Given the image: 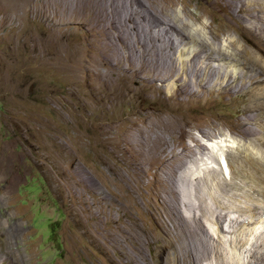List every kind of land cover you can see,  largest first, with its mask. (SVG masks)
Returning a JSON list of instances; mask_svg holds the SVG:
<instances>
[{
  "label": "rangeland",
  "instance_id": "obj_1",
  "mask_svg": "<svg viewBox=\"0 0 264 264\" xmlns=\"http://www.w3.org/2000/svg\"><path fill=\"white\" fill-rule=\"evenodd\" d=\"M86 1H89L86 11L84 8L81 11L77 9ZM139 1L0 0V264H216L209 256L220 251L218 244L221 238L231 261L264 263L260 253L258 262L256 258L254 260L253 252L260 250L253 235V230L258 227L250 224L251 220H256L255 223L263 220L259 231L264 232V171L262 169L253 174L251 165H264V145L257 142L258 138L253 141L256 145L249 141L251 138L241 135L243 126L239 124L241 119H259L255 115L261 110H252L251 106H256L258 98L261 99L258 93L261 87L254 84L242 89L238 87L239 80H236L244 67L255 72L259 64L264 63L259 56L256 62L246 55L248 48L241 43L235 31L236 25L228 23L229 11H238L237 2L224 0V5L229 8H223L211 5L210 0ZM254 1L242 2L251 6L257 1L255 4L259 13L256 14L264 18L263 0ZM120 14L123 18L133 14L138 19H144L145 25L140 28L138 36L143 47L137 45L134 36L127 34L129 25L117 19ZM158 17L164 21L162 24L157 22V19L161 21ZM168 21L179 24L180 32L187 31L194 37L179 46L174 56H168V49L152 39L156 34L164 36ZM48 30L52 34H48ZM54 31L56 33L53 34ZM69 34L73 36L70 38ZM117 34L125 36L126 46L114 38ZM105 36L108 38L104 40ZM170 37L177 42L176 34ZM207 44L212 49L220 46L227 54L217 55L218 60L212 62V67L204 72L202 70L201 77L215 81L207 85L206 93H196L194 98L197 100H191L194 107L190 108L189 117L181 118L184 121H181L180 130L174 121L169 123L168 127H175L172 132L165 128L168 124L164 126V119H173V116H164L165 106L174 105L173 110L181 112L172 100L186 79L188 83L192 82L195 92L201 91L193 82L196 73L200 74L198 68L201 65L194 68L197 71L190 70L193 74L185 72L180 61L181 53L188 50L191 56L203 47L211 53L212 49H208ZM79 45L85 46L89 52L83 57L77 56L81 60L76 56L72 59L69 52L73 46ZM90 51L93 53L90 54ZM103 51L113 63L119 64L118 58L125 61H122L125 67L121 65L120 71L141 72L142 78L157 81L156 85L161 90L147 92L146 103L119 105L116 109L121 117L95 119L94 112L104 115V110L122 101V97L105 84L94 87L108 93L114 91L106 92L110 99L105 98L107 104L82 79V69L87 65L89 54L96 59L91 69L105 71L103 73L108 71L98 61L101 54L105 55ZM72 62L75 63L73 68L80 66L77 73L70 71L69 67H58L60 64L62 67L69 66ZM67 76H71V79L68 77L69 83ZM229 77L238 82L234 84L235 88H240L234 99L223 94L226 84H231L232 80L226 79ZM72 79L75 83L83 80L81 84L84 85H80L82 90L78 95ZM70 94L73 98L77 96L73 99ZM92 96L95 97L91 99ZM248 109L251 111L243 114ZM202 130L219 134L203 139V144L208 141L211 146L212 139L211 143L227 139L224 156L225 159H232L236 167L237 172L225 169L211 176L212 187H216L221 180L233 183L231 186L218 185L226 190V195L216 196L218 201L243 208L227 215L225 225L228 226L232 220L238 221L231 224L233 227L229 232H223L216 216L207 212L213 207V200L197 194L205 184L203 186L202 182L200 184L192 179L201 176L192 170L194 164H189L188 160L196 157L199 151L193 134ZM255 131L263 143L264 124L255 126ZM245 153L250 154V158H246ZM219 166V163L216 164L213 170ZM237 173H249L255 180L244 183ZM251 198L258 201L261 207L258 204L252 206L248 201ZM191 223L193 228L196 225L195 230ZM170 240L173 245L164 252V241L168 243ZM233 242L236 246L231 244Z\"/></svg>",
  "mask_w": 264,
  "mask_h": 264
},
{
  "label": "bare ground",
  "instance_id": "obj_2",
  "mask_svg": "<svg viewBox=\"0 0 264 264\" xmlns=\"http://www.w3.org/2000/svg\"><path fill=\"white\" fill-rule=\"evenodd\" d=\"M78 1V0H77ZM84 1V0H83ZM139 1V0H138ZM199 1H201V0H199ZM242 1H244V0H236V2H237V12H232V11H229V15H230V20H228V23L229 24H231V25H233V24H235L236 26V30L235 31H237L236 33L239 35V37H240V40L242 41L241 43H243V45L244 46H246L247 48H248V50H247V52H246V55L247 56H249V57H251L253 60L255 59V61L257 62V60H256V57L257 56H259L260 57V60H261V62H263L264 63V18L263 17H259L260 16V14H259V16L257 15L258 13H259V11H257V10H259V9H257L258 8V6L256 7V2L255 3H251V6L249 5V4H245V3H243ZM81 2V1H80ZM87 2H89V1H86V2H82L81 4H79L78 5V7H77V9L79 8V10L81 11V8H84L85 9V11L87 10L85 7L86 6H88V3ZM135 2V1H134ZM137 2V1H136ZM139 2H141V0L139 1ZM224 2H226V1H224V0H210V4L212 5H217V6H221V7H223V8H229L227 5H224ZM230 2V1H229ZM27 3V2H26ZM68 3V2H67ZM151 3V2H150ZM228 3V2H227ZM260 3H262V2H260ZM263 3H264V0H263ZM91 4V3H90ZM229 4V3H228ZM258 4V3H257ZM74 5V4H73ZM77 5V4H76ZM259 5V4H258ZM229 6L231 7V5L229 4ZM249 6H250V8H249ZM100 7V6H99ZM111 7V6H110ZM137 7V6H136ZM58 8V7H57ZM104 8V7H103ZM107 8V7H106ZM119 8H121V7H119ZM92 9V8H91ZM95 9V8H94ZM116 9V8H115ZM125 9V8H124ZM212 9V8H211ZM214 9V8H213ZM63 10V9H62ZM263 10V9H262ZM261 10V11H262ZM84 11V10H83ZM102 11V10H101ZM117 11V10H116ZM133 11V10H132ZM225 11V10H224ZM223 11V12H224ZM104 12V11H103ZM107 12H108V10H107ZM121 12V11H120ZM258 12V13H257ZM95 13V12H94ZM123 13V12H122ZM121 13V14H122ZM166 13V12H165ZM225 13V12H224ZM257 13V14H256ZM262 13H264L263 11H262ZM38 14V13H37ZM106 14V13H105ZM121 14H120V16H121ZM125 14V13H124ZM123 14V15H124ZM67 15V14H66ZM92 15V14H91ZM153 15V14H152ZM165 15V14H164ZM262 15V14H261ZM72 17H73V15H71ZM81 16H83L82 14H81ZM103 16H104V13H103ZM105 16H107V15H105ZM110 16V15H109ZM119 15H118V20L119 21H124V23H126V25L128 24L129 25V30L127 31L126 30V32H127V34H129L130 35V37L132 36H134V39H135V41H136V43H137V45H141V47H143V42H140V40H139V32H140V28L141 27H143V25H145V24H143V22H144V19L143 20H141V19H138L136 16H134L133 14H131V15H129V16H125L124 18L121 16L120 17ZM139 16V15H138ZM93 17H94V15H93ZM161 17V16H160ZM165 17H167V19H168V16L166 15ZM226 17V16H225ZM66 18V17H65ZM71 18V17H70ZM97 18V17H96ZM99 18V17H98ZM159 18V17H158ZM228 18V17H227ZM72 19V18H71ZM85 19V18H84ZM90 19V18H89ZM88 19V20H89ZM102 19V18H101ZM114 19V18H113ZM136 19H138L139 21H137ZM160 19V18H159ZM169 19H171V18H169ZM226 19V18H225ZM38 20V19H37ZM83 20V19H82ZM111 20V19H110ZM116 20V19H115ZM161 20V19H160ZM93 21H95V20H93ZM108 21V20H107ZM156 21V20H155ZM165 21H167L166 19H165ZM174 21V20H173ZM72 22H73V20H72ZM82 22V21H81ZM80 22V23H81ZM86 22V21H85ZM110 22V21H109ZM108 22V23H109ZM112 22V21H111ZM116 22V21H115ZM157 22H159L160 24H162L164 21H158V19H157ZM70 23V22H69ZM103 23V22H102ZM107 22H105V24H106ZM119 23V22H118ZM186 23V22H185ZM226 23V22H225ZM61 24V23H60ZM65 24V23H64ZM73 24V23H72ZM121 24H123V23H120V25ZM165 24V23H164ZM167 25H165L166 27H167V30L164 32L165 34H164V36H159V35H154L153 37H152V39H154V41L155 42H159L161 45H163L164 46V48H166V49H168V53L170 54V55H168V56H174L175 54H176V52H177V50H178V47L179 46H181V45H184V44H186L187 42V40L188 39H194V37L191 35V33H188L187 31L185 32L184 31V33H182V32H180V29H179V27H178V25H175L173 22H171V21H168V23H166ZM227 24V23H226ZM102 25V24H101ZM112 25V24H111ZM115 25V24H114ZM113 25V26H114ZM189 25V24H188ZM187 25V26H188ZM251 25V26H250ZM63 26V25H62ZM109 26V25H108ZM125 26V25H124ZM164 26V25H163ZM186 26V25H185ZM186 26V27H187ZM84 27V26H83ZM112 27V26H111ZM116 27V26H115ZM230 27H232V26H230ZM70 28V27H69ZM89 28V27H88ZM106 28V27H105ZM113 28V27H112ZM156 28V27H155ZM233 28V27H232ZM50 29V28H49ZM52 29V28H51ZM54 29V28H53ZM59 29V28H58ZM68 29V28H67ZM117 29H119V27H117ZM117 29H116V31H117ZM182 29H184V27L182 28ZM55 30V29H54ZM57 30V29H56ZM79 30V29H78ZM89 30V29H88ZM108 30H111V28H109ZM120 30V29H119ZM123 30H125V29H123ZM123 30H121V31H123ZM146 30V29H145ZM40 31V30H39ZM49 31V30H48ZM61 31V30H60ZM64 31V30H63ZM66 31V30H65ZM68 31V30H67ZM84 31V30H83ZM93 31V30H92ZM112 31H114V30H112ZM183 31V30H182ZM50 32V33H49ZM48 32V34H52L51 33V31H49ZM109 32V31H108ZM152 32H154V31H152ZM156 32V31H155ZM32 33V32H31ZM46 33V32H45ZM54 33H56L55 31L53 32V34ZM86 33V32H85ZM99 33V32H98ZM97 33V34H98ZM104 33V32H103ZM122 33V32H121ZM124 33V32H123ZM37 34L39 35V33L37 32ZM60 34V33H59ZM95 34V33H94ZM106 34H107V30H106ZM105 34V35H106ZM113 34H114V32H113ZM142 34H144V33H142ZM141 34V35H142ZM155 34V33H154ZM174 34H176L177 35V42H176V40L174 39H172L170 36L171 35H174ZM40 35H41V33H40ZM58 35V34H57ZM61 35V34H60ZM80 35V34H79ZM100 35V34H99ZM99 35H97V36H95V37H98ZM108 35V34H107ZM125 35V34H124ZM170 35V36H169ZM54 36H56V35H54ZM64 36H66V34L64 35ZM73 36V35H72ZM71 36V37H72ZM74 36H76V34H74ZM104 36V35H103ZM152 36V35H151ZM49 37V36H48ZM52 37V36H51ZM51 37H50V39H51ZM68 37V36H67ZM69 37H70V34H69ZM70 37V38H71ZM101 37V36H100ZM110 37V36H109ZM128 37V36H127ZM174 37V36H173ZM81 38V37H80ZM87 38V37H86ZM92 38H93V36H92ZM106 38H108V37H104V40L106 39ZM112 38V37H111ZM114 38H116L117 39V41H119V43L120 44H122V45H125L126 46V39H125V36L123 37V34L120 36V35H118L117 34V36H115ZM141 38H142V36H141ZM40 39V38H39ZM43 39V38H42ZM52 39H54V38H52ZM57 39V37L55 38V40ZM59 39V38H58ZM69 39V38H68ZM98 39V38H97ZM131 39V38H130ZM145 39V38H144ZM151 39V38H150ZM46 40H48L47 38H46ZM73 40H74V38H73ZM83 40V39H82ZM86 41L88 40V39H85ZM91 40V39H90ZM95 40H96V38H95ZM99 40H100V38H99ZM101 40H102V37H101ZM50 41V40H49ZM49 41H48V44H49ZM57 41V40H56ZM62 41V40H61ZM80 41V40H79ZM91 41H94V39H92ZM90 41V42H91ZM109 40H107L106 42H108ZM111 41V40H110ZM130 41V40H129ZM132 41V40H131ZM42 42V41H41ZM51 42V41H50ZM53 42V41H52ZM62 42H64V41H62ZM70 42H72V41H70ZM78 42V41H77ZM113 42V41H112ZM111 42V43H112ZM40 43V42H39ZM45 43V42H44ZM46 43H47V41H46ZM61 43V42H60ZM60 43H58V45L60 46ZM74 43V42H73ZM81 43V42H80ZM80 43H77V44H80ZM83 43H84V40H83ZM97 43V42H96ZM95 43V44H96ZM104 43V42H103ZM117 43V42H116ZM115 43V44H116ZM205 43V42H204ZM62 44V43H61ZM68 44V43H67ZM70 44V43H69ZM92 44V43H91ZM98 44H99V42H98ZM108 44V43H107ZM118 44V43H117ZM116 44V45H117ZM134 44V43H133ZM133 44H131V45H133ZM41 45V44H40ZM51 45H53L52 43H51ZM57 45V46H58ZM76 45V44H75ZM82 45V44H81ZM102 45V44H101ZM109 45H112V44H109ZM108 45V46H109ZM115 45V46H116ZM144 45H145V43H144ZM202 45V44H201ZM215 45V44H214ZM48 46V45H47ZM50 46V45H49ZM48 46V47H49ZM56 46V48H58ZM121 46V45H120ZM204 46V45H203ZM44 47V46H43ZM46 47V46H45ZM44 47V48H45ZM134 47V46H133ZM207 47H208V49L209 48H211L210 47V44H207ZM42 48V47H41ZM43 48V49H44ZM51 48L52 49H54L52 46H51ZM55 48V49H56ZM66 48V47H65ZM88 48V47H87ZM104 48H105V46H104ZM108 48V47H107ZM111 48V47H110ZM116 48V47H115ZM146 48V47H145ZM205 48H206V44H205ZM60 49V48H59ZM68 49H69V47H68ZM95 49V48H94ZM93 49V50H94ZM101 49V51H102V48H100ZM100 49H98V50H100ZM212 49V48H211ZM47 50V49H46ZM57 50V49H56ZM66 50V49H65ZM104 50V49H103ZM106 50H109V49H106ZM144 50V49H143ZM165 50V49H164ZM40 51H42V50H40ZM44 51V50H43ZM50 51V50H49ZM69 51V50H68ZM88 51V50H87ZM87 51H86V48H85V46H73L72 48H71V51L69 52V55L72 57V59H74L75 58V56L77 57V56H82L83 54H85V53H87ZM97 51V50H96ZM57 52V51H56ZM55 52V53H56ZM60 52V51H59ZM67 52V51H66ZM89 52V51H88ZM97 52H99V51H97ZM104 53H105V51H103ZM109 52V51H108ZM113 52V51H112ZM117 52V51H116ZM195 51H193V53H194ZM42 53V52H41ZM93 52H91L90 51V54H92ZM95 54H96V52H94ZM190 53H191V51H183L182 53H181V57H180V61L183 63V70H185V72L187 71V72H189L191 69H193V72H194V70H196L197 71V69H194L195 67H197V66H199V65H201V68H198V70L200 71V76L196 73V75H197V77L195 78V81H193L192 79H191V81H193L194 82V85H197V87L201 90V91H199V90H197L196 92H195V90L193 89L194 87H192V85L193 84H191L190 83V81H189V83H188V81H187V79H186V83L185 84H187V85H185L184 84V86L183 87H181L180 89H178L177 91H176V93H175V97L173 98V100H172V102H173V104H175V105H177V106H179L180 107V109H181V112L179 111L178 112V110L177 111H175V110H173V106H169V107H166L165 106V108H164V116H173L172 118L173 119H169V117H168V119H164V126L165 125H167V127H165L166 129L167 128H169V130H171L172 132H173V130H174V128L175 127H173V126H170V127H168L170 124V122L171 121H174L175 123H176V126L178 127L177 129L178 130H180L181 129V121H184L183 119H185V118H187V117H189V116H187L188 114H189V111H190V108L192 109V107H194L193 105L194 104H192L193 102H191V100L192 99H196V98H194V97H196V93H198L199 95H202V94H204V93H206L205 91H207V85L208 84H211L212 83V81L214 80V79H207V80H205L203 77H201V75H203L201 72H202V70H203V72H204V70H206V69H208L209 67H212V62H214V61H217L218 59H217V55L218 56H222V55H225V54H227L226 53V50L225 49H222V48H220V46H219V48H213L212 49V51H211V53H208V52H206V50L204 49V47L201 49V50H199V51H197V52H195V54L194 55H191V56H189L190 55ZM67 54V53H66ZM90 54H89V59H87V65L83 68V66L81 65V63H80V65L82 66V79L84 80V84H86L87 85V87H89L91 90H93V91H95V92H97V95H99L102 99H104L105 100V102H106V99L105 98H108V94L109 93H112V92H114V91H112L111 90V92H107V91H105L104 89H99V88H94V87H96V86H104V84L106 85L105 87H108V89L110 88V89H114L115 90V92L114 93H117V95H119L120 96V98L122 97V101L121 102H118L117 104H115L112 108H107V110H104L103 111V114L104 115H102V114H99V113H95L94 112V118L95 119H98V120H100V119H105V118H107V117H114V118H116L115 116H117L118 115V117H121L119 114H118V112H117V107L119 106V105H122V106H124V105H128V104H132V105H134V104H136V105H138L139 104V102H145L146 100H147V98H146V93L147 92H149V91H152V92H157V91H160L161 89L159 88V87H157V85H156V82L154 81V80H148V79H144V78H142V76L139 74V73H141V72H138V71H131V72H122V71H120L119 69H120V67H121V65L122 66H124V64H122V61H124L122 58H118V62H119V64H116V63H113V62H111V60H109L108 58H106V53H105V55L103 56L101 53V55L100 54H98V55H100V60H98V61H101V63H102V66H105V68H106V70H108L106 73H103V72H105V71H103V72H96L95 70H93V69H91L90 68V66L91 67H93L94 66V64H96V62L94 61V60H96V59H93L92 57H90ZM110 54V53H109ZM108 54V55H109ZM40 55V54H39ZM43 55H45V54H43ZM57 55H58V53H57ZM62 55V54H61ZM111 55V54H110ZM115 55V54H114ZM114 55H113V57H114ZM67 56V55H66ZM69 56V57H70ZM84 56V55H83ZM82 56V57H83ZM86 56V55H85ZM92 56V55H91ZM121 56V55H120ZM44 57V56H43ZM71 57H70V60H71ZM88 57V56H87ZM97 56H95V58H96ZM124 57V56H123ZM46 58V57H45ZM98 58V57H97ZM66 59V58H65ZM64 59V60H65ZM77 59H78V57H77ZM80 60H81V58H79ZM78 59V60H79ZM114 59V58H113ZM169 59V58H168ZM220 59V58H219ZM224 59V58H223ZM48 60V59H47ZM69 60V61H70ZM62 61L63 60H61L60 62L62 63ZM68 61V62H69ZM72 61V60H71ZM70 61V62H71ZM77 61V60H76ZM171 61V60H170ZM73 62H75V61H73ZM73 62H72V64L71 63H67V64H71V65H69V66H58V67H61V68H64L65 67V69H66V67H69L71 70L70 71H74L73 73H75L76 71H78V68L80 67L79 65V67H77V69L75 68L76 67V65H75V69L73 68V65L75 64H73ZM116 62V61H115ZM125 62V61H124ZM123 62V63H124ZM79 63V62H78ZM258 63H260V61L258 62ZM41 64V63H40ZM50 64V63H49ZM54 64V63H53ZM63 64H66V62L65 63H63ZM262 64V63H261ZM259 64V69H258V71L257 70H254L255 72H253V70L252 69H246V67H244V70L241 72L242 74H241V76H239V78H237L236 80H239V86L238 87H241L242 89L245 87V86H247L246 88H249L250 87V85H251V87L252 86H255L256 84H258L261 88H259L260 90V92H258L261 96V99L260 98H258V102H257V104H255L256 106H251V109L252 110H261V113H258V114H256L255 116H256V118H259L258 120H253L252 118V120L251 119H248V117H246V119H248V120H242L241 118H239V119H241V120H239V124H241V126H243L242 127V132H241V135H243V136H246L248 139H250L251 138V140H249V141H255L254 139H259V141L257 140V142H260L261 144V146L262 145H264V142L262 143L261 142V138H259L260 137V135L255 131V126H258V127H260L261 125H263L264 124V76H263V74H264V64ZM93 65V66H92ZM98 65V64H97ZM53 66V65H52ZM54 66H55V64H54ZM96 66V65H95ZM101 66V67H102ZM125 67V66H124ZM134 67V66H133ZM97 68V67H96ZM123 68V67H122ZM132 68V67H131ZM130 68V69H131ZM177 68V67H176ZM250 68V67H249ZM53 69H57V68H53ZM60 69V68H59ZM94 69H95V67H94ZM101 69V68H100ZM173 69V68H172ZM171 69V70H172ZM212 69V68H211ZM210 69V70H211ZM54 70V72H56ZM58 70V69H57ZM61 70V69H60ZM79 70H80V68H79ZM125 70V69H124ZM127 70V69H126ZM129 70V69H128ZM135 70H136V68H135ZM214 70V69H213ZM216 70V69H215ZM59 71V70H58ZM65 71V70H64ZM67 71V70H66ZM208 71V70H207ZM206 71V72H207ZM184 72V73H185ZM205 72V73H206ZM219 72V71H218ZM58 73V72H57ZM56 73V74H57ZM62 73H63V71H62ZM66 73V72H65ZM68 74H69V72H67ZM77 73V72H76ZM80 73V72H79ZM101 73H103V74H101ZM189 73H192V71H190ZM204 73V74H205ZM186 74V73H185ZM193 74V73H192ZM207 74H210L209 72H207ZM67 75V74H66ZM79 75V74H78ZM54 76H56V75H54ZM59 76V75H58ZM57 76V77H58ZM61 76V75H60ZM63 76V75H62ZM72 76V75H71ZM71 76H67L66 78H67V81H68V83H69V80H68V77L70 78ZM80 76V75H79ZM187 76H188V74H187ZM194 76V75H193ZM192 76V77H193ZM215 76V75H214ZM65 77V76H64ZM74 77H75V74H74ZM77 77V76H76ZM75 77V78H76ZM191 77V78H192ZM73 78V77H72ZM74 78V80H76ZM79 78V77H78ZM154 78V77H153ZM189 78H190V74H189ZM203 78V79H202ZM211 78H213L212 76H211ZM71 79V78H70ZM150 79V78H149ZM157 79H158V77H157ZM226 79H228V81L229 80H232V81H230L231 82V84H226L227 85V88L225 89V93H223V94H225V96H229V97H233V99H234V95H236V93H240L239 91H238V89L240 90V88H238V89H236L235 88V85L234 84H238V82H236L235 80H233L231 77H229V78H226ZM83 80H81L80 81V83H75V81H73V79H72V81L75 83V91L76 90H78V92H77V95L78 94H80L81 93V86L82 85H84V84H81V83H83ZM184 80V79H183ZM189 80V79H188ZM215 81V80H214ZM72 82V83H73ZM107 82V83H106ZM229 82V83H230ZM74 83H73V85H74ZM249 84V85H248ZM255 84V85H254ZM81 85V86H80ZM182 85V84H181ZM72 86V85H71ZM237 86V85H236ZM258 87V86H257ZM83 88V87H82ZM103 88V87H102ZM242 89H241V91H242ZM107 90V89H106ZM110 91V90H109ZM250 91V90H249ZM108 94H107V93ZM204 92V93H203ZM246 92H248V91H246ZM256 92V91H255ZM72 93H74V91L72 92ZM93 93V92H92ZM257 93V92H256ZM71 95V94H70ZM70 95H68V96H70ZM77 95H75V97L77 96ZM90 95V94H89ZM113 96L115 95V94H112ZM111 95V96H112ZM159 95H160V93H159ZM72 96V98H73V95H71ZM83 96V95H82ZM111 96H109V97H111ZM210 96V95H209ZM225 96H224V98H225ZM239 96H241V95H239ZM258 96V95H257ZM74 97V98H75ZM95 97V96H94ZM93 96H92V98L91 99H93L94 98ZM98 97V96H97ZM118 97V96H117ZM173 97V96H172ZM228 97V98H229ZM71 98V97H70ZM69 98V99H70ZM73 98V99H74ZM90 98V97H89ZM114 98V97H113ZM119 98V99H120ZM164 98V97H163ZM170 98V97H169ZM80 99V98H79ZM101 99V100H102ZM109 99V98H108ZM114 99H116V97L114 98ZM227 99V98H226ZM225 99V100H226ZM236 99V98H235ZM238 99V98H237ZM260 99V100H259ZM76 100V99H75ZM103 100V101H104ZM110 100V99H109ZM121 100V99H120ZM119 100V101H120ZM197 100V99H196ZM208 100V99H207ZM76 101H78V100H76ZM108 101V100H107ZM115 101V100H114ZM169 101V100H168ZM249 101V100H248ZM247 101V102H248ZM80 102V101H79ZM105 102H104V104H105ZM112 102H113V100H112ZM116 102V101H115ZM164 102H166V99H164ZM191 102V103H190ZM197 102V101H196ZM75 103V102H74ZM82 103V102H81ZM107 103V102H106ZM146 103V102H145ZM223 103V102H222ZM256 103V102H255ZM108 104V103H107ZM106 104V105H107ZM112 105H113V103H111ZM239 104H240V102H239ZM254 104V103H253ZM110 105V104H109ZM135 105V106H136ZM166 105V104H165ZM169 105V104H168ZM167 105V106H168ZM172 105V104H171ZM237 105V104H236ZM243 105H244V102H243ZM130 106V105H129ZM238 106V105H237ZM236 106V107H237ZM88 107V106H87ZM92 107V106H91ZM105 107V106H104ZM142 107V106H141ZM141 107H139L140 109H141ZM195 107H196V105H195ZM200 107V106H199ZM235 107V108H236ZM239 107V106H238ZM244 107V106H243ZM247 108V107H246ZM85 109V108H84ZM92 109V108H91ZM100 109H102V108H100ZM186 109V110H185ZM241 109V108H240ZM240 109H236V110H240ZM243 109V108H242ZM244 109H245V107H244ZM85 110H87V109H85ZM82 111V113H84L83 112V110H81ZM92 111V110H91ZM90 111V112H91ZM143 111V110H142ZM193 111V110H192ZM248 111H251V110H245V112L243 113V114H245L246 112H248ZM87 112H88V110H87ZM98 112V111H97ZM243 112V111H242ZM259 112V111H258ZM87 114V113H86ZM88 114H90V113H88ZM93 114V113H92ZM75 115V114H74ZM84 115V114H83ZM122 115V114H121ZM163 115V114H162ZM87 116V115H86ZM92 116V115H91ZM247 116V115H246ZM84 117V116H83ZM157 117V116H156ZM85 118V117H84ZM87 118H88V116H87ZM132 118V117H131ZM165 118V117H164ZM181 118H183V119H181ZM111 119V118H110ZM190 119V118H189ZM94 120V119H93ZM263 120V121H262ZM97 121V120H96ZM109 121V120H108ZM113 121V120H112ZM245 121V122H244ZM173 123V122H172ZM171 123V124H172ZM174 124V123H173ZM101 126V125H100ZM175 126V125H174ZM240 126V127H241ZM239 127V126H238ZM239 127V128H240ZM176 129V130H177ZM260 129H262V128H260ZM259 129V130H260ZM165 130V129H164ZM175 130V131H176ZM240 130V129H239ZM168 132V131H167ZM179 132V131H178ZM183 132V131H182ZM142 133V132H141ZM177 133V132H176ZM184 133H185V131H184ZM220 133V132H219ZM257 133V134H256ZM172 134V133H171ZM182 134V133H181ZM223 133H220V135H222ZM177 135V134H176ZM192 135V134H191ZM219 134H214V133H212V132H209V131H205V130H202V131H200V132H195L194 134H193V136H194V138L197 140V143H196V145H195V147H197L198 148V152H197V154H196V157H192V158H189V160H188V158L186 159V160H188L189 162V164H194V168L192 169V170H196L198 173H200L201 174V176H199V177H194V178H192V179H194L196 182H202V185L203 184H205V186L204 187H202V185H201V187H200V185H199V187L201 188V190H199L198 192H197V194L199 195V196H209L212 200H213V207H211V209L210 210H208L207 212L208 213H211L210 215L211 216H213V215H215L216 216V218H217V222H218V224L220 225V227H221V230L223 231V232H229L230 231V228H232L233 226H231V224H235V223H238V221H234V220H232L231 221V223L227 226V225H225V219H226V217H227V215L229 214V212L231 213V212H234V211H236V212H238V211H240V210H242L243 208L242 207H240V206H237V205H235L234 203L232 204H230V202H229V204L228 203H224V202H220V201H218V199H217V197L216 196H223V195H226V194H224V193H226V190L225 189H223V187L222 188H220V187H218V185H227V186H231V184H233V183H228L227 181H225V180H221L220 181V183L216 186V187H212L211 186V181L213 180V179H211V176L212 175H214V174H217L218 172H224V170L225 169H227L228 171L229 170H231V172L232 171H234V172H237V171H235V169H236V167H235V164L233 163L234 161H232V159L231 160H229L228 158H226V164H227V166L225 165V162H224V159H222L221 158V156H224V152H225V150H226V147H227V142H225L224 141V139H220V141H221V143L220 142H218V141H216V142H214V143H210V145L211 146H209V144L206 146V145H204L203 144V139L205 140L206 138H212V137H215V136H218ZM182 136V135H181ZM224 136V135H223ZM193 138V137H192ZM245 138V137H244ZM184 139V138H183ZM264 140V139H263ZM262 140V141H263ZM179 141V140H178ZM185 141V140H184ZM176 142H177V140H176ZM183 143V142H182ZM253 143H255L256 145H257V143L256 142H253ZM176 144V143H175ZM177 147H179V146H177ZM183 147V146H182ZM228 147H229V145H228ZM196 148V149H197ZM179 149V148H178ZM171 151V150H170ZM209 151V153L207 154V152ZM168 152V151H167ZM175 152V151H174ZM180 154V153H179ZM178 154V155H179ZM213 154H215V155H213ZM181 156H182V158H184V155H182V154H180ZM179 155V156H180ZM198 155V156H197ZM207 155H209V157L207 156ZM213 156V157H212ZM187 157V156H186ZM189 157V156H188ZM212 157V158H211ZM245 157L246 158H250V154H246L245 153ZM210 158H211V160H210ZM245 158V159H246ZM150 161V160H149ZM204 161L206 162V163H204ZM220 161H222L223 162V164H224V169L222 168V166H221V163H220ZM185 163V162H184ZM218 164L219 163V167L217 168V170H213V168L216 166V164ZM239 163V162H238ZM183 164V163H182ZM181 164V165H182ZM186 164V163H185ZM211 164H215L214 166H211ZM127 165V164H126ZM251 165H253L252 166V168L254 169V171H253V174L254 173H259L260 171H262V169H263V171H264V165L263 166H259V165H254V164H251ZM186 166V165H185ZM192 166V165H191ZM241 167H243L242 165H240ZM239 166V167H240ZM247 166V165H246ZM245 167V166H244ZM189 169V168H188ZM252 169V170H253ZM191 171V170H190ZM189 172V171H188ZM197 172H196V174H197ZM264 173V172H263ZM238 174V173H237ZM188 175V174H187ZM240 175V179L242 180V182H251V180H252V182H253V180H255V179H253V178H255L253 175H251V174H247V173H243V174H238V176ZM175 176V175H174ZM190 177V176H189ZM191 179V180H192ZM257 179V178H256ZM259 181V180H258ZM193 182V181H192ZM251 182V183H252ZM254 182H256V181H254ZM261 182V181H260ZM199 183H197V184H199ZM193 184V183H192ZM201 184V183H200ZM258 184V183H257ZM264 184V183H263ZM198 187V188H199ZM259 187H261V186H259ZM226 188V187H225ZM264 190V189H263ZM192 192V191H191ZM229 192V191H228ZM255 192H257V191H255ZM262 192H264V191H262ZM193 193V192H192ZM257 193H260L259 191L257 192ZM223 194V195H222ZM193 195V194H192ZM191 195V196H192ZM260 195V194H259ZM258 195V196H259ZM238 196V195H237ZM235 197V196H234ZM263 197H264V194H263ZM256 199V198H255ZM248 201H250L249 203H251L252 204V206L253 205H255V204H260V203H258V201H256V200H254V199H249ZM256 206V207H259V206ZM261 207V206H260ZM249 208H251L250 206H249ZM208 209V208H207ZM237 209H239V210H237ZM252 209V208H251ZM253 209H254V207H253ZM250 210V209H249ZM251 211V210H250ZM253 211V210H252ZM206 212V213H207ZM254 212V211H253ZM202 213V212H201ZM205 213V212H204ZM207 213V214H208ZM206 217V216H205ZM261 219V218H260ZM188 220V219H187ZM186 220V221H187ZM201 220V219H200ZM254 221H256V220H251L250 221V224H252L251 226L253 227L254 226V224H256V227H258L256 230H253L252 232H253V235L255 234V237H256V242H258L259 244V251H257L256 252V250H255V252H253V255H254V260H255V258H256V260H257V258H258V255H259V253H260V255H261V257H262V259H264V232H261V231H259V226H261L262 224H263V220H257V222L255 223ZM194 222H196L195 224L196 225H198V222L197 221H194ZM181 223V222H180ZM213 223V222H212ZM183 224V223H182ZM189 224H190V221H189ZM193 224L191 223V225L190 226H192ZM196 225H195V227H196ZM263 226V225H262ZM194 227V228H195ZM166 228V227H165ZM192 228H193V226H192ZM193 228V229H194ZM255 228V227H254ZM261 228V227H260ZM190 229V228H189ZM195 230V229H194ZM191 232H193V231H191ZM197 233V232H196ZM195 233V234H196ZM169 234V233H168ZM212 234V233H211ZM225 234V233H224ZM191 236V235H190ZM254 238V237H253ZM221 239H223V238H221ZM220 239V241H219V244L218 245H220V247L218 248L220 251H215V252H213L212 253V255L211 256H209V258L211 259V258H214V260L216 261V264H241L240 263V260H236L235 261V259H234V261H231L230 260V258H229V255H227L228 254V252H227V250H226V247L224 246V242H222V240ZM251 239H252V235H251ZM163 240V239H162ZM174 241V240H173ZM224 241V240H223ZM233 241V240H232ZM248 241V240H247ZM247 241H246V245H247ZM249 241H250V238H249ZM248 241V242H249ZM253 241H255L254 239H253ZM162 242V241H161ZM242 242V241H241ZM176 243V242H175ZM163 243H161L160 245H162ZM232 245L234 244V246H236L235 245V243L233 242V243H231ZM237 244V243H236ZM244 244V245H245ZM249 244V243H248ZM173 245V242H171V240H170V242H165L164 241V252L166 251V250H169V246H172ZM226 245V244H225ZM174 247V246H173ZM183 247V246H182ZM233 247V246H232ZM178 248V247H177ZM176 248V249H177ZM247 248V247H246ZM175 249V250H176ZM235 249V248H234ZM181 250V249H180ZM236 251V250H235ZM169 251H167L166 253H168ZM165 253V254H166ZM179 253V252H178ZM183 254V253H182ZM169 255V254H168ZM176 255V254H175ZM185 256V255H184ZM166 257V256H165ZM173 257V256H172ZM260 257V258H261ZM168 258V257H167ZM171 258V257H170ZM172 259V258H171ZM188 260V259H187ZM259 260V259H258ZM258 260H257V262H258ZM196 261V260H195ZM212 261V260H211ZM256 262V263H257ZM261 263V262H260ZM262 263H263V261H262ZM165 264H167L166 262H165ZM173 264V263H172ZM258 264V263H257ZM264 264V263H263Z\"/></svg>",
  "mask_w": 264,
  "mask_h": 264
},
{
  "label": "clouds",
  "instance_id": "obj_3",
  "mask_svg": "<svg viewBox=\"0 0 264 264\" xmlns=\"http://www.w3.org/2000/svg\"><path fill=\"white\" fill-rule=\"evenodd\" d=\"M213 140H214V139H212V141H213ZM212 141H210V143H211ZM207 144H208V141H205V142H204V145L207 146ZM223 159H224L225 165L227 166L225 156L223 157ZM220 163H221L222 168L224 169V164H223V162L220 161Z\"/></svg>",
  "mask_w": 264,
  "mask_h": 264
}]
</instances>
